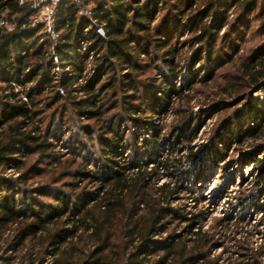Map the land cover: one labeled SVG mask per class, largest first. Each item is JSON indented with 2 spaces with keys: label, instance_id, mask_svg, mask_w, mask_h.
Instances as JSON below:
<instances>
[{
  "label": "trees",
  "instance_id": "16d2710c",
  "mask_svg": "<svg viewBox=\"0 0 264 264\" xmlns=\"http://www.w3.org/2000/svg\"><path fill=\"white\" fill-rule=\"evenodd\" d=\"M81 1L86 6L91 0ZM197 1L202 4L186 17V27L200 33L196 37L199 43L210 33H219V28L225 25L228 8L238 6L242 11H250L256 8L257 2L189 0L188 9ZM166 2L103 0L86 17L78 14L76 4L63 1L56 12L55 31L59 38L53 43L42 41L46 35L41 27L21 26L31 15L28 6L20 5L19 0H0V19L6 16L16 20L12 31L0 26V82L3 84L0 86V253H3L0 264H14V256H6L7 253L22 249L29 256V263L40 261L44 253L51 251L55 256L52 264H219V259H210L207 255L213 239L209 232L199 229L201 215L187 217V213H176L168 203L173 195L187 192L189 181L195 183L201 179L202 167H189L196 154L174 159L156 157L163 140L153 128L149 139L143 141L144 164L137 160L136 154L124 157L125 145L117 131L104 142L101 165L74 174L81 182L97 185L95 192L84 190L80 196H73L60 190L26 185L30 174H40L37 164L52 150L49 130H41L40 117L44 111L37 106L43 91L52 86L54 64L70 68L71 77L64 79V84L70 85L82 76L86 60L92 57V74L80 87L86 98L75 103L79 113H85L83 107L95 108L101 94L115 86L124 92L120 102L125 111L136 114L138 107L133 103L140 98L141 81L137 77L142 71V56L149 57L153 44H157V50L167 46L160 28L152 26ZM210 16L215 22L205 21ZM92 19L103 22V26L99 30L91 27ZM181 24L177 20L174 27L179 28ZM173 51L176 50L171 48L164 53ZM206 53L207 61L214 62L212 50ZM201 60L202 49H199L189 62L191 75L195 63ZM228 60L231 59L228 57ZM165 63L168 75L164 76L167 85L163 99L146 92L145 101L151 112L167 110L171 94L177 93L173 79L180 71L176 72L172 61ZM243 66L247 78L246 102L241 121L236 123L243 139L264 140V44ZM120 67L126 70L122 80L116 75ZM108 73L113 75L100 85ZM254 90L263 94L253 97ZM100 110L86 111L87 118L101 117ZM192 123L193 119H186L176 129L183 132ZM251 152L249 157L259 166L257 186L264 191V142ZM260 154L262 157L258 158ZM34 155L38 161L27 167L26 160ZM148 160L154 161L151 168ZM8 169L17 171L18 177H5L3 173ZM162 169L175 178L172 187L169 184L155 187ZM46 195H52L56 204L38 199ZM228 220L231 222L233 217ZM182 223L186 224L187 235H178L176 227ZM227 224L225 227L229 228L231 224ZM259 226L264 230L263 218L255 228ZM257 233L262 236L257 248L245 247L240 259L232 261L228 257L225 264H264V231Z\"/></svg>",
  "mask_w": 264,
  "mask_h": 264
},
{
  "label": "rangeland",
  "instance_id": "374dc122",
  "mask_svg": "<svg viewBox=\"0 0 264 264\" xmlns=\"http://www.w3.org/2000/svg\"><path fill=\"white\" fill-rule=\"evenodd\" d=\"M76 1L82 4L81 0ZM188 1L167 0L152 24L160 28L167 46L157 50V44H153L149 57L142 56V71L137 77L141 81L140 98L133 103L138 107L136 114L125 111L120 102L124 92L116 90L114 86V89L101 94L95 108H82L83 111L92 112L101 109V117L88 119L87 112L79 113L75 103L86 98L80 87L92 74V57L86 60L82 76L70 85L64 84V79L72 75L70 68L54 64L52 86L43 91L38 99L41 103L37 106V109L44 111L40 117L41 130H49L48 141L52 144V150L47 158L37 164L40 174H30L26 185L32 188L47 187L49 191L60 190L73 196H80L84 190L95 192L97 185L81 182L74 174L100 166L104 157V142L117 131L125 145L124 157L131 158L136 154L137 160L144 164L146 148L143 141L149 139L153 128L159 131L163 140L156 157L174 159L196 154L189 167H202L201 179L195 183L189 181L186 184L187 192L173 195L168 201L169 207L176 213H187V217L201 215L199 229L209 232L213 239L207 255L210 259H219V264H225L228 257L232 261L240 259L245 247L250 250L257 248L262 243V236L257 231H264L263 226L255 228L264 219V191L256 182L259 166L253 164V158L249 157L252 149L262 145L264 140L243 139L236 123L241 121V110L246 102L247 78L243 65L264 44V0H257L256 8L250 11H242L238 6L228 8L225 25L219 28V33H210L200 43L196 40L200 33L186 27V17L194 13L202 2L197 1L192 9H188ZM89 2L85 9H92L103 0ZM211 17L205 21L215 22V18ZM3 19L10 25L16 22L14 18L8 19L6 16ZM177 20L182 22L179 28L174 27ZM42 41L52 42L48 36L42 37ZM171 48L176 51L164 53ZM199 49H202V60L195 63L194 74L191 75L189 62ZM209 49L213 54L212 63L206 58ZM169 60L176 65V72L180 71L173 79L177 93L171 94L167 110L151 112L149 103L145 101L146 92L163 99L167 85L164 76L168 75L165 62ZM125 72V68L120 67L116 72L117 79L122 80ZM112 75L106 74L100 85L105 84ZM252 93L253 97L263 94L256 90ZM189 118L193 119V123L187 130L181 132L178 127L176 129ZM185 137L189 140L186 141ZM260 157L262 154L258 155ZM37 161V155L31 156L26 160V166ZM153 162L147 161L148 168L153 166ZM3 175L15 179L19 173L8 169ZM174 182L175 178L162 169L159 170L155 187L163 184L172 187ZM38 199L56 204L52 195L38 196ZM232 217L233 220L229 222L228 219ZM240 217L245 220L239 221ZM227 223L231 224L229 228L225 227ZM176 230L180 232L178 235H187L184 223ZM9 255L14 256V264H52L55 259L51 251L44 253L41 260L34 263H29L24 249L14 254L9 252L6 256ZM1 257L3 253H0Z\"/></svg>",
  "mask_w": 264,
  "mask_h": 264
},
{
  "label": "built area",
  "instance_id": "2783aa9c",
  "mask_svg": "<svg viewBox=\"0 0 264 264\" xmlns=\"http://www.w3.org/2000/svg\"><path fill=\"white\" fill-rule=\"evenodd\" d=\"M63 1L76 3L78 7V14L80 16L90 17L91 9H85L86 6L82 5L76 0H19L20 5L28 6L31 10V15L21 25L22 27H41V32L48 36L53 43L57 42L59 34L55 31L56 12L58 6ZM111 4V3H110ZM0 26L6 31H12L15 23L10 25L3 19H0ZM103 26V22L92 19L91 27L100 29Z\"/></svg>",
  "mask_w": 264,
  "mask_h": 264
}]
</instances>
